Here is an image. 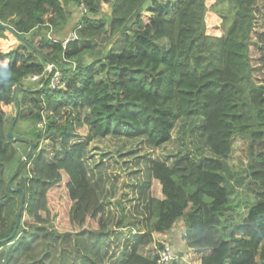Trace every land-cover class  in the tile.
I'll use <instances>...</instances> for the list:
<instances>
[{"label": "trees", "instance_id": "trees-1", "mask_svg": "<svg viewBox=\"0 0 264 264\" xmlns=\"http://www.w3.org/2000/svg\"><path fill=\"white\" fill-rule=\"evenodd\" d=\"M259 1L0 0V39L14 35L32 53L0 49V251L10 247L5 264H106L105 205L84 163L89 144L116 135L146 137L158 147L171 139L181 118H202L213 157L200 164L185 158L172 167L152 163L159 189L150 195L149 230L140 242H154L156 252L147 257L135 251L122 264H160L165 241L154 234L166 240L180 219L186 246L207 252L201 264H264V85L254 80L250 56ZM103 3L111 9L108 17L101 16ZM71 4L86 13L76 37L64 41L58 29L68 21ZM210 9L229 23L220 36L207 34ZM49 30L55 37L45 35ZM106 35L116 37L114 44L96 53V41ZM161 39L166 47L158 44ZM56 71L64 88L49 86ZM34 75L41 77V88L25 86ZM10 106L28 108L25 119L43 124L33 139H9L15 122L7 128ZM83 125L88 133L74 141ZM47 137L61 141L51 161L38 153ZM238 137L258 145L245 170L256 202L239 222H229L226 214L234 207L228 160ZM15 141L27 142L29 151L5 179L18 156ZM17 188L23 198L12 190Z\"/></svg>", "mask_w": 264, "mask_h": 264}, {"label": "rangeland", "instance_id": "rangeland-1", "mask_svg": "<svg viewBox=\"0 0 264 264\" xmlns=\"http://www.w3.org/2000/svg\"><path fill=\"white\" fill-rule=\"evenodd\" d=\"M208 3L209 6L212 5L211 1ZM258 6L257 22L253 33V41L256 44L251 46L250 56L254 80L259 85H264V0H260ZM66 11L70 12V17L64 26L58 29L59 37L64 41L69 40L75 34L76 27L86 13L82 6L77 4H71ZM110 13L109 5L103 3L101 16L108 17ZM206 24L207 34L220 36L229 23L225 24L214 10L210 9L206 15ZM54 34L55 30L45 31V35L55 37ZM41 36L43 35L33 38L34 45H38ZM115 40L116 37L110 38L107 35L101 37L96 41L95 52H106ZM158 44L166 47L167 40H158ZM14 48L18 52L32 54L14 35H9L5 40L0 39V49L9 51ZM85 58L89 59L88 55ZM41 84L43 82L39 79H28L25 86L36 89L40 88ZM24 95L19 94V97L23 98ZM26 97L30 98L29 95ZM51 110L52 108L48 107L43 110V114L47 116ZM28 114L29 110L26 107L18 109V107L10 106L7 108L6 125L9 128L15 118L13 129L9 130L15 138L31 140L33 131L43 128L42 123L35 127L30 119H25ZM203 126L202 118H181L173 126L171 139L158 147L151 145L146 137L127 138L116 135L96 138L89 144L84 155V163L89 180L105 205V220L108 225V238L105 244L106 264H122L125 258L135 251L147 257H153L156 252L155 243L140 242L149 230L150 195L156 194L159 189L157 183L152 180L151 165L155 160H160L172 167L185 158H190L200 164L204 158L213 157L204 141ZM76 130L79 138L74 141L83 140L88 133L86 125L77 127ZM16 141L14 146L18 150V156L16 161L7 168L5 179L15 173L18 161L26 160V153L29 151L27 142ZM254 146L258 145H252L245 138L238 137L234 141L233 152L228 160L230 175L227 179L234 207L226 214L229 222H239L247 213L249 206L256 202L253 194L248 190L251 186L245 174L250 150H254ZM59 149H61L60 139L47 137L40 140L38 153L44 152L46 158L51 161ZM32 167L30 165L29 169ZM119 222L125 223V226H118ZM185 226L184 219H180L174 224L166 240L162 235L154 234V236L158 240H164L165 245L170 247L173 261L177 264H201V257L207 252L192 250L186 246L183 238L186 231ZM3 250H1L3 252L0 251V256L3 258L0 257V264H5L10 247Z\"/></svg>", "mask_w": 264, "mask_h": 264}, {"label": "built area", "instance_id": "built-area-1", "mask_svg": "<svg viewBox=\"0 0 264 264\" xmlns=\"http://www.w3.org/2000/svg\"><path fill=\"white\" fill-rule=\"evenodd\" d=\"M82 9L85 10L84 6H82ZM76 37L75 34H73L70 39H74ZM47 70L49 72H52L53 70V66L52 65H48L47 67ZM32 80H37V79H41L40 76L38 75H34L32 76L31 78ZM44 84H41V87L43 86ZM49 86L52 88V89H55V88H64L65 87V82L62 80V76H61V73L59 71H56L50 78V82H49ZM40 87V88H41ZM173 261V255H172V251L170 249L169 246L165 245V248L164 250H162L160 252V256H159V259H158V262L160 264H168L170 262Z\"/></svg>", "mask_w": 264, "mask_h": 264}, {"label": "water", "instance_id": "water-1", "mask_svg": "<svg viewBox=\"0 0 264 264\" xmlns=\"http://www.w3.org/2000/svg\"><path fill=\"white\" fill-rule=\"evenodd\" d=\"M8 137H9L10 140H20V141H21V138H15V137L13 136L12 132H9ZM33 146H34V145L32 144V147H31V148H33ZM12 180H13L12 178L9 180V182H8V185H9V186H11ZM12 190L21 193L22 198H23L22 189L17 188V189H12ZM21 216H22V209L20 208V209H19V212H18L16 228L19 226V224H20V222H21ZM15 232H16V230L12 233V235L10 236V238H12V237L14 236Z\"/></svg>", "mask_w": 264, "mask_h": 264}]
</instances>
